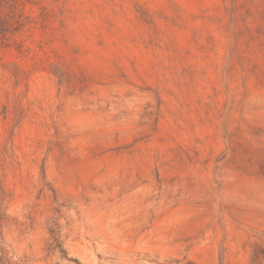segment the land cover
Instances as JSON below:
<instances>
[{"label":"rangeland","instance_id":"obj_1","mask_svg":"<svg viewBox=\"0 0 264 264\" xmlns=\"http://www.w3.org/2000/svg\"><path fill=\"white\" fill-rule=\"evenodd\" d=\"M0 264H264V0H0Z\"/></svg>","mask_w":264,"mask_h":264}]
</instances>
